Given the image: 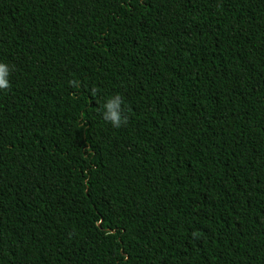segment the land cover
I'll list each match as a JSON object with an SVG mask.
<instances>
[{
	"label": "trees",
	"instance_id": "obj_1",
	"mask_svg": "<svg viewBox=\"0 0 264 264\" xmlns=\"http://www.w3.org/2000/svg\"><path fill=\"white\" fill-rule=\"evenodd\" d=\"M0 61V264H264V0H0Z\"/></svg>",
	"mask_w": 264,
	"mask_h": 264
},
{
	"label": "clouds",
	"instance_id": "obj_2",
	"mask_svg": "<svg viewBox=\"0 0 264 264\" xmlns=\"http://www.w3.org/2000/svg\"><path fill=\"white\" fill-rule=\"evenodd\" d=\"M11 71L12 67L8 63L0 61V91L9 88ZM69 84L74 88L79 87L78 81H69ZM122 105L123 101L119 94L105 98L98 108L100 118L112 128L122 127L127 122Z\"/></svg>",
	"mask_w": 264,
	"mask_h": 264
}]
</instances>
